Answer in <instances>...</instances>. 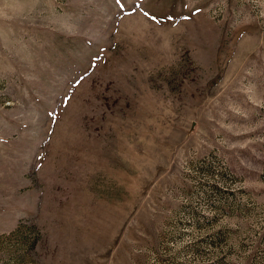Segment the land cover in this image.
<instances>
[{
	"label": "rangeland",
	"instance_id": "obj_1",
	"mask_svg": "<svg viewBox=\"0 0 264 264\" xmlns=\"http://www.w3.org/2000/svg\"><path fill=\"white\" fill-rule=\"evenodd\" d=\"M0 264H264V0H0Z\"/></svg>",
	"mask_w": 264,
	"mask_h": 264
},
{
	"label": "snow or ice",
	"instance_id": "obj_2",
	"mask_svg": "<svg viewBox=\"0 0 264 264\" xmlns=\"http://www.w3.org/2000/svg\"><path fill=\"white\" fill-rule=\"evenodd\" d=\"M116 2H117V3H120V2H121V0H116Z\"/></svg>",
	"mask_w": 264,
	"mask_h": 264
}]
</instances>
